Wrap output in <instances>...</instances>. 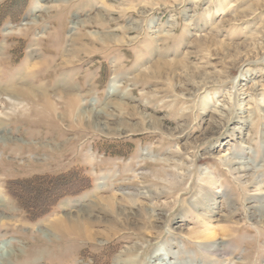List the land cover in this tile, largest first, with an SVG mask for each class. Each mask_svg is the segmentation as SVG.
<instances>
[{
  "label": "rangeland",
  "instance_id": "rangeland-1",
  "mask_svg": "<svg viewBox=\"0 0 264 264\" xmlns=\"http://www.w3.org/2000/svg\"><path fill=\"white\" fill-rule=\"evenodd\" d=\"M0 205L1 264H264V0H0Z\"/></svg>",
  "mask_w": 264,
  "mask_h": 264
},
{
  "label": "bare ground",
  "instance_id": "bare-ground-1",
  "mask_svg": "<svg viewBox=\"0 0 264 264\" xmlns=\"http://www.w3.org/2000/svg\"><path fill=\"white\" fill-rule=\"evenodd\" d=\"M105 7V6H104ZM109 37V36H108ZM27 70V69H26ZM30 70H27V72H29ZM28 74V73H27ZM62 83V82H61ZM65 87V86H64ZM71 87V86H70ZM40 88V87H39ZM27 90H25L26 91V95L27 96H31V95H33V96H35L34 94L36 93L32 88H26ZM62 89H64V88H62ZM66 89V88H65ZM71 89V88H70ZM3 90H4V88H3ZM6 95H8V100L10 101V103L12 102V104H11V106L12 107H14V106H16L15 104H17V102L19 101L17 98H19V93H15V91H11V90H9L8 92L6 91ZM16 94V96L15 95H13V94ZM64 93H66V91L64 92ZM70 93V92H69ZM44 94V98L45 97H47L46 95L47 94H45V93H43ZM68 94V93H67ZM70 95V94H69ZM75 96V95H74ZM74 96H69L70 97V99L68 100L69 101V107H70V110L73 112V111H76L77 110V106H76V102H77V96L76 97H74ZM49 101V100H48ZM48 103V102H47ZM118 103V102H117ZM44 105H45V102H44ZM45 106H47V105H45ZM44 106V107H45ZM108 106V105H107ZM123 107V106H122ZM48 109V108H47ZM71 112V113H72ZM79 113H80V111H79ZM81 116V115H80ZM1 206V205H0ZM76 220V219H75ZM71 221V220H70ZM1 224V226H5L6 224H4V222L2 223V222H0ZM80 224H81V222H80ZM79 224V225H80ZM83 225V224H82ZM84 226V225H83ZM79 227L80 226H78V229H79ZM68 229V228H67ZM77 229V230H78ZM207 239H210V238H212V237H206ZM2 251H3V255H2V257H5V256H9L8 254H9V252H8V250H6V246L4 245V246H2L1 248H0ZM166 260L165 259H163V260H161L160 262H157V263H155V264H170V263H168V262H165ZM1 262H2V260L0 259V264H1ZM134 262H135V260H134ZM127 263H129V262H127ZM130 264V263H129Z\"/></svg>",
  "mask_w": 264,
  "mask_h": 264
},
{
  "label": "trees",
  "instance_id": "trees-1",
  "mask_svg": "<svg viewBox=\"0 0 264 264\" xmlns=\"http://www.w3.org/2000/svg\"><path fill=\"white\" fill-rule=\"evenodd\" d=\"M65 178H66L65 176L61 177V179H65ZM67 178H69V177H67ZM18 199L21 200L20 197H18Z\"/></svg>",
  "mask_w": 264,
  "mask_h": 264
}]
</instances>
